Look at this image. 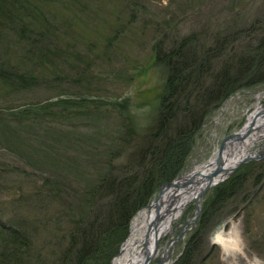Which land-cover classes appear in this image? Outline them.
<instances>
[{
    "label": "rangeland",
    "instance_id": "1",
    "mask_svg": "<svg viewBox=\"0 0 264 264\" xmlns=\"http://www.w3.org/2000/svg\"><path fill=\"white\" fill-rule=\"evenodd\" d=\"M36 1L43 5L45 24L57 36L48 40V47L66 52L67 56L37 71L41 76L42 72L50 76L48 86L39 81L27 90H8L10 95L7 87L0 90V113L8 118L0 124V234L7 238L14 233L12 228L22 226L26 246L19 253L26 264H61L67 250L75 255L85 242L81 233L93 238L102 235V246L90 253L84 264H111L139 211L130 218L126 232L108 234L112 230L106 226L108 210L115 208L111 193L114 188L104 190L100 184L103 178L106 183H115L114 178L122 170L116 167L121 168L129 152L124 143L116 148V131L120 134L116 125L117 103L127 100L141 140L145 126L155 124L153 113L165 87L164 70L155 61L157 42L169 31L178 39L192 34L196 40L193 47L199 53L212 46L217 30L232 28L230 25L235 22L233 28L244 31L237 41L248 43L245 35L250 28L259 27L257 19L264 20V0H32ZM261 33H256L253 42ZM12 34L8 33V39L14 48L17 40ZM217 66L219 61L214 62V70ZM55 94L71 98L81 95L82 99L103 102L101 122L107 124H103V130L108 135L101 132L98 139L94 136L97 140L91 138L89 143L65 145L58 130L52 129L53 133L48 132L42 139L40 134L28 132L20 124V117H8L10 111L4 108L54 100ZM257 104L264 106V82L230 92L188 136L180 171L170 180L158 183L147 205L164 182L173 181L214 156L221 141L242 128ZM39 122L57 125L44 119ZM3 126L7 133H2ZM85 126L82 132L95 129L88 123ZM19 130L31 137L18 135L23 142L17 146L12 132ZM42 146L64 157L58 176L42 170L43 160H47ZM255 148L254 157L228 176L242 165L247 166L243 184L234 193L228 194L229 189L222 187L226 178L201 196L199 215L172 246L169 264H175L186 253L190 254L191 264H264V139L252 144L251 149ZM116 150L122 152L121 156L116 157ZM256 177L259 183L255 182ZM46 179L53 185L43 187ZM193 216L194 201L185 206L175 225L186 223ZM220 229L225 235L236 237V245L224 248L215 243L214 235ZM103 231L108 232L103 235ZM180 232L181 227H176L174 237ZM168 238L159 242L161 249ZM158 259L155 257L149 264H156Z\"/></svg>",
    "mask_w": 264,
    "mask_h": 264
},
{
    "label": "trees",
    "instance_id": "2",
    "mask_svg": "<svg viewBox=\"0 0 264 264\" xmlns=\"http://www.w3.org/2000/svg\"><path fill=\"white\" fill-rule=\"evenodd\" d=\"M42 9L43 5L40 6L39 1L0 0V90L7 87L8 95V90H27L36 86L39 81V84L46 83L48 86L50 76L44 72L41 76L37 71L47 63L54 64L57 58L67 56L66 52L51 51L48 47V40L52 41L55 37L57 39V36L45 24V12ZM257 22L264 25V20L257 19ZM261 24L259 27L250 28V32L244 34L249 42L243 43L237 40L241 38L238 35L244 31L233 28V22L230 25L232 28L217 30L212 36V46L201 49L199 53L193 47L196 40L192 34L178 39L176 34L169 31L163 40L157 42L155 61L164 70L165 87L153 113L154 126H145L141 140H138L141 131L134 125L127 100L120 101L116 106V125L120 128V134L116 131V148L124 143L129 152L126 153L127 161L121 168L116 167L122 170L114 178L115 183H106V178H103L100 184L104 186V190L114 188L111 193L115 197V208H109L106 222L107 229L113 230L109 235L119 231L126 232L130 218L148 203L158 183L170 180L180 171L182 158L187 153L188 136L200 127L210 111L238 87L264 82V28H260ZM259 30L262 31L261 36L253 42V37ZM9 32L17 40L14 48L8 39ZM216 61H219V66L214 70ZM55 96L54 100H41L38 101L39 104L7 105L4 108L10 111L7 113L8 117H20L23 121L20 124L35 136L40 134L42 139L48 132L53 133L52 129L58 130L63 136L60 140H64L65 145H69L68 142L89 143V139L97 140L101 132L105 133L103 129L107 124L101 122L103 102L82 99L81 95L72 98L60 97L59 94ZM19 105L20 108H16ZM0 119L1 124L8 118L0 113ZM39 119L54 121L57 125L50 126V122H39ZM61 123L62 126H58ZM87 123L95 129L82 132L81 129L86 128ZM6 128L2 127V133H7ZM106 134L107 132L105 137L108 135ZM18 135L31 137L24 131L19 130L16 134L12 132V139L15 137L13 141L17 146L23 142ZM64 135L68 137L65 138ZM42 149L47 158L43 160L42 170L58 176L60 167L65 163L64 157L53 153L54 150L50 152L48 146H42ZM121 154L120 150H116V157ZM245 168L247 166L242 165L238 172L223 183L222 187L229 189L228 194L234 193L237 186L243 184ZM255 182L259 183L260 179L256 177ZM53 183L46 179L43 187L52 186ZM94 195L95 191L91 196ZM20 227L12 228L14 233L7 238L0 234V260H4L1 264H26L19 253L26 246L22 226ZM107 232L101 233L106 235ZM80 236L84 237L85 242L80 245L75 255L67 250L61 264H84L89 254L102 246V235L93 238L81 233ZM72 256L73 260L70 261ZM175 264H191L190 254L186 253Z\"/></svg>",
    "mask_w": 264,
    "mask_h": 264
},
{
    "label": "bare ground",
    "instance_id": "3",
    "mask_svg": "<svg viewBox=\"0 0 264 264\" xmlns=\"http://www.w3.org/2000/svg\"><path fill=\"white\" fill-rule=\"evenodd\" d=\"M238 132V136L226 140L220 156L223 173L217 180L225 178L240 161L254 157L256 148L251 149L252 144L264 139V106L257 104ZM218 158L216 151L208 161L196 164L186 173L176 177L157 198L140 209L132 218L128 237L111 264H143L150 255L153 259L159 258L161 264H169L172 246L178 240L174 237L176 227L180 226L181 230L185 231L188 224L192 225L194 221L191 217L186 223L175 224L182 217L185 206L195 201L208 173L216 167ZM167 236V244L161 249L159 242ZM215 240L224 248L236 245L226 239L222 231L216 233Z\"/></svg>",
    "mask_w": 264,
    "mask_h": 264
},
{
    "label": "water",
    "instance_id": "4",
    "mask_svg": "<svg viewBox=\"0 0 264 264\" xmlns=\"http://www.w3.org/2000/svg\"><path fill=\"white\" fill-rule=\"evenodd\" d=\"M238 133L239 132H236V133H234V134H232V135H228V136H226L222 141H221V143H220V146L218 147V155H219V158H218V160H217V164H216V167L214 168V170H212L210 173H208V175H207V178H206V180H205V184H204V186L200 189V191L198 192V194H197V196L195 197V216H193V218H192V220L194 221L195 219H196V217H198V215H199V212H200V198H201V196L204 194V192L210 187V186H212V185H214V184H217L218 182H220V181H222V180H224L231 172H233L234 170H236L237 169V167L241 164V163H243V162H245V161H247V160H249V159H251V158H253V157H247V158H245L244 160H242V161H240L239 163H237L233 168H232V170H231V172L225 177V178H222L221 180H217L218 179V176L221 174V173H223L222 172V161L220 160V156H221V154H222V150H223V148H224V145H225V143H226V140L227 139H229V138H234V137H236V136H238ZM171 182L172 181H170V182H164L161 186H160V188H159V190H158V194L167 186V185H169V184H171ZM158 197V195L156 196V198ZM182 230H181V232H180V234H179V236H181L182 235ZM179 236L177 237V239L179 238ZM153 260V256L152 255H150V256H148L145 260H144V262H143V264H149L151 261ZM158 264H161V262L159 261L158 262Z\"/></svg>",
    "mask_w": 264,
    "mask_h": 264
}]
</instances>
